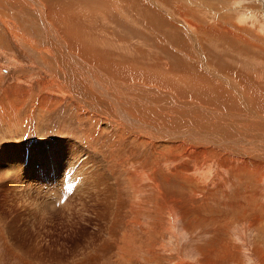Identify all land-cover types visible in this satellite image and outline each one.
I'll return each mask as SVG.
<instances>
[{
  "label": "rangeland",
  "instance_id": "1",
  "mask_svg": "<svg viewBox=\"0 0 264 264\" xmlns=\"http://www.w3.org/2000/svg\"><path fill=\"white\" fill-rule=\"evenodd\" d=\"M94 1L96 3L93 10L87 11L88 18H82L76 14V5L74 8L73 5L68 4L72 1L66 3L71 14L67 13V21H63V26L70 32L73 30L74 36L81 42L76 41L84 45L87 50L91 47L96 53L107 54L109 52L108 55L117 56L121 60L123 58L126 62H130L129 57L132 56L133 59L130 63L133 66L130 63L119 66H127L128 69L141 74L139 79L147 77L149 81L147 79L148 82L144 81L147 85L167 90L172 97L183 101L186 111L192 112L188 113L187 117L179 116L181 119L193 121L201 119L200 122L194 121L197 125L211 119L206 112L198 115L197 112L199 113L200 110H194L196 107L186 102L191 101V103H198L207 108L211 106L207 104L208 102L216 103L214 97L211 96L209 99L205 94L200 96L197 90L200 88V83L211 79L212 72L220 71V69L222 73L239 77L238 80H234L247 96L257 93L259 96L262 94L261 97H263L264 73L262 75L256 69L264 72V55H262L264 53V0H158L160 3L163 2L159 6L153 0L151 2L149 0H115L114 6L113 0ZM141 2L148 4V7L143 6L145 4ZM152 10L157 11L158 15ZM39 11L32 0H0V164H2V160L6 159L7 167H10L13 161L17 166H22L23 151L28 150L25 145L27 142L28 145H34L45 143L51 139H68L81 147H89L85 149L88 152L94 145L97 150H100H98L97 157L100 159V165L106 168L107 176L111 179L109 185L112 186L114 196L112 204H109L110 207L105 208L104 204L100 206L101 202L97 203L95 194L88 198V194L84 197L83 194L75 195L73 191H68L67 194H63L62 201L64 202L71 196L68 200V209L66 207L59 209V202L55 201L56 206L51 209L47 206L44 213H48V215L39 222L38 216L41 211L38 209L36 214H32V211L33 200H35V206L36 203L38 204L36 207H41V201H43L41 194L32 188L36 195L32 191H28L32 196L26 200V196H23L22 199H19L17 195L8 198L3 192H0V264H264V208H260L264 206V203L261 206H256L257 203L264 201L262 193L264 183L260 181L256 183V178L260 176L261 172L257 169V164L264 166V159L257 158L256 160L253 156H243L244 161L249 163L250 176L249 178H238L224 167L232 164L231 159L242 158L238 154H235V157L233 155L229 157L226 152H223L225 156L222 152L217 155H221L218 163L226 172L222 173L214 165H206L208 161L196 157L197 152L188 151L182 156L181 151L185 147L177 148L175 152L169 147H161V143L158 144L156 151L164 153L163 163L166 166L158 168L162 170L155 174L157 181L169 182L170 184L163 183V185H166L169 190L171 188L172 192L180 191V188L175 184L181 185L185 192L184 199L175 200L180 211L176 214L175 223L171 224V231L161 230L162 233H159L160 229L157 228V224L159 222L164 225L162 220L166 216L161 218V221H157L156 217L160 213L156 206L150 205L152 202L147 203L144 200L148 196H146V191L138 193L140 200H136L135 203L138 202L140 206H133L132 190L128 188L129 182L126 178L128 172L148 171L149 166L145 161L150 157L149 153L154 146L136 145L128 133L124 135L116 133L106 120L110 117L104 115L103 112L96 111L102 107L93 106L90 101L82 100L81 96L73 91L72 87L70 88L71 84L64 78L65 73L60 68L58 54L61 50L66 55V59L62 60V65L67 71L71 70L73 66L68 64V58L73 57L66 48L64 51L63 47L59 45L57 47L53 43L54 37L47 33L48 30L45 29L47 21ZM126 15L128 19L123 17ZM235 15L237 17L239 15L240 19ZM235 19L245 27L235 24L238 22ZM188 22H191L190 24L193 26H190ZM213 22L221 25L222 28H212V33H205L204 40L202 37L204 33L198 32L202 31L199 27L211 26ZM81 26L83 27L81 28ZM197 27L195 32L194 29ZM258 27L260 29H257ZM223 28H230L229 30L234 33V36H227L221 30ZM49 29L53 34V25ZM197 32L198 34H196ZM60 33L66 41L70 39L64 32ZM208 34L214 36L211 35L210 39ZM235 38H238L239 42ZM244 39L248 41L244 42ZM122 42L123 45L120 46ZM106 44L111 47L106 48ZM124 50L130 51L122 52ZM246 57L254 61L255 68L248 64ZM82 61L86 62L83 57ZM139 67H142V70ZM241 68L246 69L248 73L241 75L237 73V69ZM176 72L178 73L176 74ZM62 79H65V82ZM140 83L143 84L141 81ZM211 84L208 89L215 91V84L218 85V83ZM143 85L145 94L147 91L151 95L159 93L157 90ZM162 86H167V88ZM250 87L259 89L247 92ZM189 92L195 93V96L198 94V97L192 98ZM215 92L221 93L217 90ZM202 95L208 99H204L205 97ZM233 100L235 99H230L228 102ZM236 102L233 103L238 105ZM227 105L224 107L229 110L235 107V105L234 107ZM228 109L223 108L221 112L228 111ZM229 118L232 117H228V121ZM236 118L239 117L232 119ZM89 119H93V121ZM239 119L244 120V118ZM215 123L218 124V128L216 127L214 130L222 133V130L225 129L229 140L247 138V135L250 134L246 127L236 128L234 131L232 128L234 126L231 124L230 129L220 120H216ZM251 123L249 125L261 129V125L257 122ZM261 130L264 131V127ZM157 136L160 137V135ZM10 147H18L19 151L14 153ZM7 150H10L11 153ZM145 157H147L146 160ZM224 158L228 160L224 161ZM38 161L34 163L46 164L45 159ZM2 167L5 168L4 166L0 167V191L9 179L8 174H15L8 171L9 168L3 169ZM195 168H202L205 172L204 181H200V178L192 174ZM177 171L182 174L186 171V174L190 175L189 179H185V181L182 179L178 181L172 177L170 180L167 179L168 172ZM162 173H166L163 178H161ZM219 176L223 177V180L217 181L216 178ZM138 178H143V175L141 174V177L138 176ZM143 181L140 182V185ZM62 186L59 188L60 190ZM246 186L247 190L249 187L248 192L251 196L249 195L248 201L247 199L243 200L244 197L241 196L240 200L243 202L233 203L237 208L234 209L229 205L230 201L234 200L232 197L240 191L243 192ZM52 190L54 191V189ZM192 191L196 193L194 198L197 200L193 198ZM49 193L50 191L48 195ZM223 193H225L226 200L220 198L223 197ZM2 197L5 198V201ZM51 197L55 198V195H51ZM80 198L81 201L84 200L82 205ZM92 198L93 200H91ZM166 200L169 201L170 197ZM48 201L53 202V200ZM15 203L16 205L19 203L17 207ZM237 205L241 206L237 207ZM19 210L22 214L24 213L23 219ZM226 226H228L227 229ZM157 231L158 235H156ZM29 247L32 249H28ZM37 256H41V259Z\"/></svg>",
  "mask_w": 264,
  "mask_h": 264
},
{
  "label": "bare ground",
  "instance_id": "2",
  "mask_svg": "<svg viewBox=\"0 0 264 264\" xmlns=\"http://www.w3.org/2000/svg\"><path fill=\"white\" fill-rule=\"evenodd\" d=\"M35 1L37 2V3L35 2L36 4L34 3V0H32L33 4L36 6L38 11L40 10L39 12L43 15L44 19L47 21V24L45 23L47 26L45 29L48 30L47 33L51 34L54 37L53 43H55V45H57V47L59 45V46L63 47V49L66 48L73 57V58H70V57L68 58V64L73 65V66H72L71 70L67 71V69L62 65V60L66 59V57H65L66 55L61 50H60V54H58L59 64L61 63L60 68H62L63 73H65L64 78L67 79L69 81V83L71 84L70 88L72 87L71 89L73 91H75L78 95H80L82 100L85 99L87 102L90 101L93 106L99 105L98 107H102V109H100V110L96 109V111H98L99 113L103 112L104 115L106 114V115H108V117H110V119H106V120H108V122L111 124V126L113 127V129L116 133L123 134V135L128 133L131 136L132 141L136 145H140V146L143 145L144 146L145 144H149V145L154 146L151 153H149L150 157L147 160H146L147 157L144 158L146 160L145 161L146 165L149 166L148 171L140 172V173H137V172L129 173L128 172V174L126 173V178L128 179V182H129L128 188L132 190L131 200H132L133 206H140L138 202L135 203L136 200H140V199H138V196H139L138 193L142 192V191L143 192L146 191V196L147 195L148 196L144 200L147 201V203L152 202L153 204L151 203L150 205L156 206L158 212L160 213L156 217V219L158 218L157 221H161L160 219L163 218L164 216H166V218L164 220H162L164 225L160 224L159 222L157 224V228L160 229L159 233H162L161 230H165V231L170 230L171 231V224L175 223L176 214L180 211V207L177 204H175V200L176 199H178V200L184 199L185 192H184V188L181 187V185L175 184V182H174L175 186H178L180 188L179 192H172L171 188L169 190L166 185H165L166 187L163 185V183L170 184L169 182H165L164 180H161L160 182L157 181L155 174L158 172H161V170H162V169H158V168H162V167L166 166V164L163 163L164 162L163 160L165 158L164 153L161 151H156L157 150L156 146L158 144L161 143V147H169L170 150H175V152H176L177 148L180 149V147H185V149L181 151L182 156H184L185 153H187L188 151L189 152L190 151L197 152L196 157L201 158L204 161H208L206 163V165H214L215 168H217L222 173H226V172L224 171L223 168L220 167V165L218 163V162H220L219 157L221 155H219V156H217V155L220 154L221 152L222 153L226 152L229 157H230V155L234 156L235 154H238V156H242V158H239V159L235 158L233 160L229 159L232 162V164L224 166L228 171L233 173V176L238 177V178H240V177H243V178L248 177L249 178V176H250L249 163L247 161H244L243 156H251V157L253 156L254 158H256V160H257V158H259V160L264 159V131L261 130L264 127V93H263V97H261L262 94L259 96V94H257V93L252 94L251 96L250 95L247 96L243 92V90H241L238 87L237 82L235 81V80H238L239 77H237L235 75H229L226 73H222V72H220L221 71V69H220V71L212 72L210 74L211 79L209 78V80H207L205 83H200V86H199L200 88L197 87L198 90L196 89L197 91H199L198 94L200 93V96H201V94H205L209 99L211 98V96H212V98L214 97L217 104L213 103V102H211V103L208 102L207 104H210L211 106H209V107H211V108H209V107L207 108L205 106H200L198 103L197 104L191 103V101L186 102L187 104L189 103L190 105L195 106L196 108L194 107L195 108L194 110H197V111L200 110L199 113L197 112L198 115H200L201 113L205 114V112H206L207 115H209L211 117V119H209L208 122L203 121V124H201V125H197L195 123V122H200L201 119L200 120L194 119L195 122L193 120H190V119H181L179 116H181L182 118H183V116L187 117V115H189L192 112V111L191 112L186 111V107H185L186 105L183 106V101L178 100V98L176 99V97H172L170 95V93L167 92V90H161V89L155 88V86L153 87L151 85H147L145 83V82L149 81L147 77H146V79L148 81L146 79H144V77L142 78V80L139 79L141 74L134 72L132 69H128L127 66H125V65L122 67L119 66L121 64H129L133 59L132 56L129 57L130 62H126L123 60V58L121 60L117 56L108 55L109 52L107 54H104L102 52L96 53V51L94 49H92L91 47L89 48V50H87L84 48L85 47L84 45H81V43H78L76 41V40H78V38H76L74 36V34L72 33L73 30L70 32V31H68V29H66L63 26L64 25L63 21L64 22L67 21V13L71 14V10L69 9L68 4H71L73 6L76 5V7H77L76 8V10H77L76 14H78L82 18H85V17L88 18L87 17V15H88L87 11H90L95 6L96 2L94 0H81V2H79V0H35ZM69 1H72V2L70 3ZM103 1H108V0H100V2H103ZM138 1H140V0H138ZM149 1L151 2V0H149ZM153 1H156V4H158V6L163 3V2L160 3L158 0H153ZM113 2H115V0L112 1V4H113ZM116 2H118V1H116ZM66 3H68V4H66ZM80 3H82V4H80ZM121 3H120V5H121ZM127 4H130V3H127ZM127 4H125V5H127ZM113 6H114V4H113ZM143 6L148 7V4H145ZM149 7H150V3H149ZM74 8H75V6H74ZM130 8H133V7L130 6ZM119 9H121V8H119ZM73 10L74 9L72 8V11ZM201 10L203 11L205 9H201ZM127 11H129V10H127ZM152 11H150V12H152ZM235 11H233V12H235ZM106 12H108V11H106ZM153 12L158 15L157 11H153ZM211 13L213 14V12H211ZM191 14H192V12H191ZM132 15L136 16L134 14H132ZM132 15H130V16L133 18ZM245 15H243V16H245ZM89 16H90V14H89ZM208 16H210V15H208ZM251 16H252V14H251ZM123 17L128 19L127 15L123 16ZM198 17H199V15H198ZM226 17H228V16H226ZM90 18H91V16H90ZM205 18H207V17H205ZM210 18H211V16H210ZM237 18L240 19L239 15ZM250 18H252V17H250ZM134 19H132V20H134ZM88 21H90V20H88ZM95 21H96V19H95ZM209 21H210V19H209ZM236 21H238V20H236ZM100 22H102V21H100ZM238 22H235V24H237L239 26H244L243 24H240L241 22H239V23ZM74 24H75V22H74ZM52 25H53V34L49 29V27H51ZM191 25L192 24H190V26ZM254 25H256V24H254ZM220 26L217 23L213 22L211 24V26L199 27L200 29H202V31H198V32H200L201 34L204 33L202 36L204 39L205 33L210 34V33H212V30H213L212 28H214V27L216 28V27H220ZM222 26H223V24H222ZM82 27L83 26H81V28ZM195 27H196V25H195ZM75 28H73V29H75ZM84 28H86V27H84ZM220 28H222V27H220ZM197 29H198V27L196 29H194L195 32ZM229 29L223 28L221 30L223 31V33H226L227 36H229V37L230 36L232 37V35L234 36V33H232V31H230ZM257 29H260V27H258ZM78 31H80V30H78ZM60 32H64L66 34V36L70 37V39L66 41ZM198 32L196 34H198ZM214 32H215V29H214ZM83 33L85 34L84 31H83ZM213 34H211V35L214 36ZM211 35H209L210 39L212 38ZM258 36H260V35H258ZM107 37H108V35H107ZM88 40L90 41V39H88ZM104 40H106V39H104ZM232 40H234V39H232ZM232 40H231V42H232ZM78 41H80V40H78ZM247 41L245 40L244 42H247ZM260 42L262 44V40ZM234 44H235V42H234ZM121 45H123V42L120 44V46ZM108 46H110V45H108ZM108 46L106 44V48ZM203 46H205V45H203ZM92 47H95V46H92ZM101 47H104V46H101ZM117 47H119V46H117ZM114 48H115V46H113V49ZM257 48H259V47H257ZM66 49L64 51H66ZM120 49L122 50L121 47H120ZM120 49H118V50H120ZM114 51L116 52L115 49H114ZM129 51L130 50H128L127 52H129ZM122 52L127 53L125 50ZM203 54H205V52ZM262 55H264V53H262ZM81 56L86 60L87 63L85 61H82ZM204 58H205V56H204ZM246 59H248V62H249L248 64L252 65L254 67V61H251L247 57H246ZM205 64H207V62H205ZM130 65L133 66L131 63H130ZM263 66H264V64H263ZM143 67L145 68V66H143ZM214 67H216V66L214 65ZM139 69L142 70V67L141 68L139 67ZM215 70H216V68H215ZM256 71L262 75L264 73V72L259 71L258 69H256ZM256 71H255V74H256ZM180 72H182V71L180 70ZM177 73L178 72H176V74ZM237 73H240V75L241 74H247L248 71L244 68H241V69H237ZM161 75H162V73H161ZM65 79H62V80L65 82ZM132 80H134V81L131 82ZM140 81L143 84H145L147 87L154 89V90H157L159 93H154V95H151V94H148V91H147V93L145 94L144 93V90H145L144 87L145 86L143 84H141ZM154 81L156 82L157 80H154ZM170 82H172V81H170ZM213 82L218 83V85L215 84V89L221 93L215 92L216 90L212 91V90L208 89L209 86L212 85L211 83H213ZM260 82H262V81H260ZM63 84L66 85L65 83H63ZM162 87L167 88V86L166 87L162 86ZM212 87L214 88V86H212ZM234 88H236L235 89L236 91L233 90ZM168 89H170V88H168ZM258 89L259 88H257V87H255V88L250 87L247 90V92L248 91H256ZM263 91H264V88H263ZM189 93H190L189 95H192V98H194L195 93L194 94H192L191 92H189ZM198 94L195 97H198ZM72 95H74V94H72ZM203 96L204 95H202V97ZM73 97H75V96H73ZM208 98L205 97L204 99H208ZM230 99H235V100H233L229 103L228 100L230 101ZM197 100L201 101L200 99H197ZM234 101L235 102L237 101L238 105H235L233 103ZM223 103L225 105L228 104L227 105L228 107L229 106L234 107V105H235V107L232 108L231 110H229L227 107H224L225 105ZM88 105L91 106L90 104H88ZM201 107H203L204 109ZM223 108L228 109V111L221 112V109H223ZM205 109H206V111H205ZM14 110H16V109H14ZM179 110H181L180 111L181 114H179L180 113ZM86 115H88V114H86ZM228 117H232V118L233 117H239V118H244V120L239 119V118L238 119L237 118L236 119H232V118L230 119L229 118L230 120L228 121ZM89 120L93 121V119H89ZM216 120H220L221 123L230 127V129L232 127V126H230V124L233 125L234 127H232V128H234V131L236 128L242 129L243 127H246L249 130L250 134H249V136L247 135V138H235V139L229 140L227 135H226L225 129H223L224 131L222 130V133H220V131H218V130H214L218 126V124L215 123ZM250 122H252V123L257 122L259 125H261L260 126L261 129H258V127L255 128V127L249 125ZM157 135H160V137ZM111 143H112V141H111ZM25 145H26L28 150L26 152L23 151V157L21 159V163H23L24 165L22 164V166H17L16 162L13 161L12 164H10V167H7L6 166L7 165L6 159L2 160V164H0V167L4 166L5 168L2 167L3 169L9 168L10 170H8V171H12L15 174H11V175L8 174L9 179L6 181V183H4L3 187L1 186L2 189L0 192H3L5 197H8V198L11 197L12 195H17L19 199L20 198L22 199L23 196H26L25 197L26 200L32 196V195L30 196V193H28V191H32V192L35 191V192L41 194L43 196V201H41V204H42L41 207H39V206L36 207L38 204L36 203V206H35V200H33L34 208L32 211V214H36L38 209H39V211H41V212H39L40 214L38 213L39 214V216H38L39 222H41L43 219H45L46 215H48V213L47 214L44 213V210H46L47 206L50 209L56 206L54 204L55 201L59 202V206H60L59 209H64L65 207L68 209V206H67L68 202H69L68 200L70 199L71 196H69L64 202H62L63 201V194L64 193L67 194L68 191H73V194L75 193V195L83 194L84 197H86V194H88L87 195L88 198H89V196L95 194L96 199H97V203L101 202L100 206L104 204L105 208L110 207L109 204H112V200H113V196H114L113 190L111 188L112 186L109 185V182L111 181V179H110V177L107 176V172L105 170L106 168H103L100 165V162H99L100 159H98V157H97L98 156L97 154L99 153L100 150L98 149L99 150L98 151L93 144H92L93 146L90 147L89 152H88V150H85V149H88L89 147L88 148H86L84 146L81 147L76 142H72L68 139H51L45 143H39V144H34V145H32V144L28 145V142H27ZM23 146H19V147H23ZM18 149H19L18 147H14V148L10 147V150L13 151L14 153H15V151H19ZM10 150H7V151L11 153ZM169 152H171V151H169ZM175 152H173V153L175 154ZM174 154H173V156H174ZM223 155H224V153H223ZM19 157H21V156H19ZM42 159H45L46 164L34 163L35 161L42 160ZM91 160L93 161L92 163H91ZM227 160L225 159L224 161H227ZM254 164L256 165V163H254ZM146 165H145V167H146ZM257 166H258V168L257 167L256 168L258 170H260L261 172H260V176L256 178V183H258L259 181L264 183V166H262L260 164H257ZM186 171L183 174L181 172H178V171L177 172H168L169 176L167 177V179L170 180V178L172 177L174 179L175 178L178 179V181L180 179L185 181V179H189L188 176H190L189 173L186 174ZM6 173H8V172H6ZM166 173H162L161 178H163ZM204 173L205 172L202 170V168H195L194 173L192 172V174H194L198 178H200V181H204V178H203ZM141 174L143 175V178L139 179L138 176L141 177ZM225 177H226V175H225ZM216 180L221 181V180H223V177L219 176L216 178ZM141 181H143V183H141V185H140ZM100 184H101V186H100ZM61 185H63V186H62V189L60 190L59 188L61 187ZM242 187H243V185H242ZM32 188L34 189V191L32 190ZM145 188H147V190H144ZM52 189H54V191ZM248 190H250L249 187H248ZM248 190H247V186H246L245 190L243 192L240 191V192L236 193L235 196L232 197V199H234V200H231L229 205L232 206L234 209H237L233 203L240 202L241 196L244 197L243 200L247 199V201H248L249 195L251 196V194H249L250 192H248ZM49 191H50V193L48 195ZM91 191H93L92 194H90ZM35 192H34V194L36 195ZM54 192H55V194H54ZM262 193L264 196V186L262 188ZM35 195H33V196H35ZM51 195H55V198L51 197ZM194 195H196V193L194 191H192L193 198H194ZM224 196H225V193H223V197H220V198H223V200H226L224 198ZM169 197H170V200L169 201L166 200V198H169ZM8 198H7V200H8ZM93 198L91 200H93ZM4 199L5 198H3V200ZM194 199L197 200V198H194ZM48 200H53V202H49ZM80 201H81V198H80ZM60 202H62V203H60ZM241 202H243V201H241ZM263 203H264V201L259 202V203H257L256 206L257 207L261 206V205H263ZM82 204H84V200L81 201V205ZM93 204H94V202H93ZM245 204H247V203H245ZM15 205H16V203H15ZM17 205H16V207H17ZM97 205L99 206V204H97ZM241 205H243V204H241ZM241 205H237V207H239ZM42 206H43V208H42ZM56 208H58V207H56ZM146 208L147 207H145V209ZM260 208H264V206H261ZM30 209H31V207H30ZM80 209H81V207H80ZM152 210H154V209H152ZM181 210H183V209L181 208ZM147 211H149V210H147ZM22 212H23V210H22ZM19 213L22 214L20 210H19ZM97 213H99V212H97ZM140 213H141V211H140ZM23 214H22V219H23ZM54 214L56 215V212ZM227 228H228V226H226V229ZM156 233H157L156 235H158V231ZM148 237H149V234H148ZM32 247H33V245H32ZM124 248H122V249H124ZM28 249H32V248L29 247ZM130 249H126V250H130ZM37 257L39 259H41V256L40 257L37 256Z\"/></svg>",
  "mask_w": 264,
  "mask_h": 264
}]
</instances>
